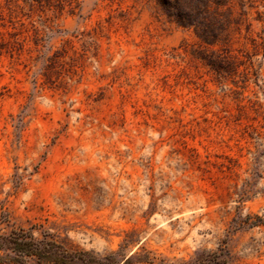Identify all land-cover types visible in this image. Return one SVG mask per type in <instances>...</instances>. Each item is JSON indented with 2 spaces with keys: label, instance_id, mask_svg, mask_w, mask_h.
I'll return each instance as SVG.
<instances>
[{
  "label": "rangeland",
  "instance_id": "rangeland-1",
  "mask_svg": "<svg viewBox=\"0 0 264 264\" xmlns=\"http://www.w3.org/2000/svg\"><path fill=\"white\" fill-rule=\"evenodd\" d=\"M21 228L110 263L264 264V0H0V233Z\"/></svg>",
  "mask_w": 264,
  "mask_h": 264
},
{
  "label": "trees",
  "instance_id": "trees-1",
  "mask_svg": "<svg viewBox=\"0 0 264 264\" xmlns=\"http://www.w3.org/2000/svg\"><path fill=\"white\" fill-rule=\"evenodd\" d=\"M30 259L40 264H118L110 263L109 256L96 257L67 246L48 232L41 238L34 236L32 228L0 233V262L25 264Z\"/></svg>",
  "mask_w": 264,
  "mask_h": 264
}]
</instances>
